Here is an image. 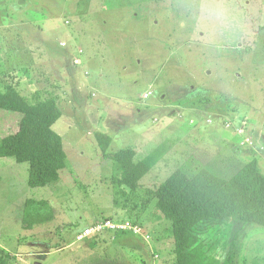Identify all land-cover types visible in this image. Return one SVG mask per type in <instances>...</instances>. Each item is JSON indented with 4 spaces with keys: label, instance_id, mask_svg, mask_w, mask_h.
Segmentation results:
<instances>
[{
    "label": "rangeland",
    "instance_id": "obj_1",
    "mask_svg": "<svg viewBox=\"0 0 264 264\" xmlns=\"http://www.w3.org/2000/svg\"><path fill=\"white\" fill-rule=\"evenodd\" d=\"M9 84L59 97L53 128L67 166L58 182L31 187L27 162L0 158V262L172 264L170 221L143 204L145 192L178 168L230 178L258 158L264 172V0H0V89ZM19 122L0 109V139ZM125 148L159 156L141 199L116 195L109 155ZM24 196L46 200L52 220L26 228ZM108 221L141 231L81 238ZM199 232L222 261L264 264L262 225Z\"/></svg>",
    "mask_w": 264,
    "mask_h": 264
},
{
    "label": "trees",
    "instance_id": "obj_2",
    "mask_svg": "<svg viewBox=\"0 0 264 264\" xmlns=\"http://www.w3.org/2000/svg\"><path fill=\"white\" fill-rule=\"evenodd\" d=\"M58 100V96L48 92L24 96L10 84L0 89V109L20 114L17 131L0 139V158L27 162V182L31 187L58 182L67 166L63 138L53 128L62 116ZM102 144L105 148L107 142ZM109 156L120 170L116 195L133 194L141 199L137 192L140 181L159 156L152 154L136 160L132 148ZM152 201L171 224L172 264H234L233 253L225 261L216 252L211 253L201 240L199 229L225 220L264 226V172L258 158L246 162L230 178L216 175L204 166L191 170L178 168L156 188L145 192L143 204ZM53 217V209L46 200L26 199L23 213L26 228L32 229Z\"/></svg>",
    "mask_w": 264,
    "mask_h": 264
},
{
    "label": "built area",
    "instance_id": "obj_3",
    "mask_svg": "<svg viewBox=\"0 0 264 264\" xmlns=\"http://www.w3.org/2000/svg\"><path fill=\"white\" fill-rule=\"evenodd\" d=\"M104 227L113 228L114 230L132 229L135 233L141 231V229L138 228L136 225H131L130 223H114V222L108 221V223H106V225H97L95 227H92L91 229H86L82 235L83 237H81V238H85V237L89 236L90 234L103 229Z\"/></svg>",
    "mask_w": 264,
    "mask_h": 264
},
{
    "label": "crops",
    "instance_id": "obj_4",
    "mask_svg": "<svg viewBox=\"0 0 264 264\" xmlns=\"http://www.w3.org/2000/svg\"><path fill=\"white\" fill-rule=\"evenodd\" d=\"M28 181V180H27ZM23 198H25V200L27 199V197L26 196H24ZM25 200H24V203H25ZM88 243V242H87ZM97 244H94V246L91 248V252H90V255H93V253H96V249H95V246H96ZM97 254V253H96ZM38 260V259H37ZM79 261H81V260H79ZM78 261V262H79ZM78 262H76V264L78 263ZM82 264H93V262L92 263H89L88 261L86 262V263H84V261L83 262H81ZM80 262L78 263V264H81ZM36 264H42V262L40 261V260H38L37 262H36ZM74 264V263H73ZM96 264H100V262H96Z\"/></svg>",
    "mask_w": 264,
    "mask_h": 264
}]
</instances>
